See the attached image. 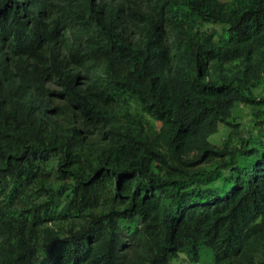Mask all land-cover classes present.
I'll list each match as a JSON object with an SVG mask.
<instances>
[{"label":"trees","instance_id":"trees-1","mask_svg":"<svg viewBox=\"0 0 264 264\" xmlns=\"http://www.w3.org/2000/svg\"><path fill=\"white\" fill-rule=\"evenodd\" d=\"M262 81L264 0H0V264H264Z\"/></svg>","mask_w":264,"mask_h":264},{"label":"rangeland","instance_id":"rangeland-1","mask_svg":"<svg viewBox=\"0 0 264 264\" xmlns=\"http://www.w3.org/2000/svg\"><path fill=\"white\" fill-rule=\"evenodd\" d=\"M223 2H229L231 0H221ZM204 30L210 29V30H216L218 33L217 39H219V36L223 35V26L220 25H214V24H206L203 28ZM227 29V28H226ZM225 36H227V32L224 33ZM254 95L257 97H263L264 96V81L254 89ZM255 112L256 110L253 109L251 106H238L234 113H233V119L231 120L232 124L239 127L238 131L243 135L245 133H254L257 132V126H256V118H255ZM232 128L230 126H225L222 124L220 126V130L217 134L213 135L210 138V141L215 145H221L231 134ZM234 142L236 144H239V136L234 137ZM202 262L201 264H212L213 263V256L212 253L205 248L202 251ZM182 261V264H188L187 260L182 257L180 258ZM175 264H181L180 262H175Z\"/></svg>","mask_w":264,"mask_h":264}]
</instances>
